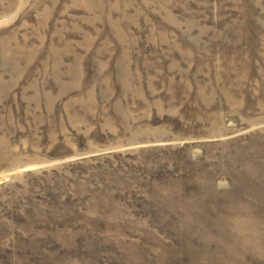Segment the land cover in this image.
<instances>
[{
    "label": "rangeland",
    "instance_id": "rangeland-1",
    "mask_svg": "<svg viewBox=\"0 0 264 264\" xmlns=\"http://www.w3.org/2000/svg\"><path fill=\"white\" fill-rule=\"evenodd\" d=\"M0 264H264V0H0Z\"/></svg>",
    "mask_w": 264,
    "mask_h": 264
}]
</instances>
